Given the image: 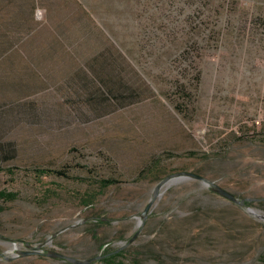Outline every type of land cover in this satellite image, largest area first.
I'll return each instance as SVG.
<instances>
[{
  "label": "rangeland",
  "instance_id": "374dc122",
  "mask_svg": "<svg viewBox=\"0 0 264 264\" xmlns=\"http://www.w3.org/2000/svg\"><path fill=\"white\" fill-rule=\"evenodd\" d=\"M93 35V57L125 58L106 66L123 69L137 102L93 119L48 165L1 167L0 191L14 196L0 199V264H73L50 252L264 264V221L245 207L195 180L153 197L166 177L193 173L264 216V0H93ZM119 127L138 147L124 160L99 138Z\"/></svg>",
  "mask_w": 264,
  "mask_h": 264
},
{
  "label": "crops",
  "instance_id": "0c3cea01",
  "mask_svg": "<svg viewBox=\"0 0 264 264\" xmlns=\"http://www.w3.org/2000/svg\"><path fill=\"white\" fill-rule=\"evenodd\" d=\"M93 36V0H0V167L48 165L122 107L93 104ZM100 134L118 160L138 150L120 127Z\"/></svg>",
  "mask_w": 264,
  "mask_h": 264
},
{
  "label": "trees",
  "instance_id": "16d2710c",
  "mask_svg": "<svg viewBox=\"0 0 264 264\" xmlns=\"http://www.w3.org/2000/svg\"><path fill=\"white\" fill-rule=\"evenodd\" d=\"M121 60H123L124 62L126 61L125 58L120 56L119 59L117 58V56L113 54L111 56L101 55L93 58V71H91V75L93 77V104H95V106L96 104H98V106H102L103 103L107 102V99L113 104H116L118 106H126L127 103H124L126 100H129L130 103L137 102V100L135 99V96L137 95L136 92L133 91H129L127 93L123 92L124 90L123 82H122L123 77L121 76V74L123 73V69L115 67L114 64L111 66L109 65V67L107 66L108 68H103L104 65L106 66L107 64H112L115 62H122ZM95 88L102 89L103 92L101 95H103L104 98L100 97V95L98 94V98L96 99L97 92H95ZM2 167H8V166H2ZM15 167H31V166H15ZM38 171L41 174L50 173L59 176H62L64 174L62 173V171L49 170V169H40ZM104 183L111 184L112 182L104 181ZM13 196L14 195L11 193L0 191V199L2 200L3 199L9 200ZM117 256H119L118 253L115 254L113 253L112 255H105V256L103 255L96 256L99 257L96 261L100 260L101 262H103V264H113L112 261Z\"/></svg>",
  "mask_w": 264,
  "mask_h": 264
},
{
  "label": "water",
  "instance_id": "95a60500",
  "mask_svg": "<svg viewBox=\"0 0 264 264\" xmlns=\"http://www.w3.org/2000/svg\"><path fill=\"white\" fill-rule=\"evenodd\" d=\"M188 180H195V181L200 182L203 187L210 189L212 192H214L218 196L228 200L229 202H232V203H234L238 206H241V207H245L248 213H250V214L254 215L255 217H257L258 219L264 221V216L261 214V212L255 210V209L248 208L247 206H244L245 205L244 202L249 201V200L238 199L233 194L222 189L221 187H219L215 183L210 182V181L204 179L203 177L196 175V174H193V173L182 172V173H176V174H173L171 176L166 177L165 179L160 181L158 183V185L156 186L154 193H153V197L154 198L158 197L160 195V194H158V192L162 188L166 189L171 185L178 184V183L188 181ZM152 203H153V200H150L149 204L147 205V207L144 209L143 213L141 214V219L138 221L137 227L142 226L143 220L146 218L147 211H148V209ZM53 236H55V235H53ZM41 248H42V245H38L35 248L28 247V249H29L28 251H17V253L20 255H23V256L35 255V254H38L40 252ZM48 256H50L52 258L64 260V261H69L73 264H90L99 258V257H96V258L87 259V260H75V259H71V258H69V257H67L61 253H58V252H50V253H48Z\"/></svg>",
  "mask_w": 264,
  "mask_h": 264
},
{
  "label": "flooded vegetation",
  "instance_id": "af4514ba",
  "mask_svg": "<svg viewBox=\"0 0 264 264\" xmlns=\"http://www.w3.org/2000/svg\"><path fill=\"white\" fill-rule=\"evenodd\" d=\"M249 203H250V201H245V202H244V204H245L244 206H247ZM59 260H60V259H59ZM61 261H64V260H61Z\"/></svg>",
  "mask_w": 264,
  "mask_h": 264
}]
</instances>
